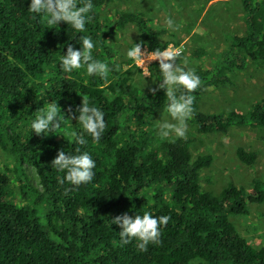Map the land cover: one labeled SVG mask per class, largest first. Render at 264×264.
<instances>
[{
  "label": "trees",
  "instance_id": "16d2710c",
  "mask_svg": "<svg viewBox=\"0 0 264 264\" xmlns=\"http://www.w3.org/2000/svg\"><path fill=\"white\" fill-rule=\"evenodd\" d=\"M110 0H91L83 32L59 22L48 26L43 16L27 10L28 0H0V150L8 151L17 167H31L38 180L33 187L19 169L20 202L10 193V180L0 171V264H264V246L253 248L235 230L230 215L247 213L249 203H264V181L253 180L249 190L229 184L218 196L201 190L198 179L212 161L192 157L190 142L173 139L154 145L146 123L154 108L163 109V90L138 92L115 65L106 46L110 31L100 13ZM83 0H76L77 6ZM241 34L231 37L221 59L209 69L194 70L200 86L191 93L189 119L197 133L226 135L231 128L258 130L264 141V100L244 115L234 111L203 113L199 97L208 88L230 84L229 73L247 63L264 61V0H239ZM114 25L134 26L152 52L164 50L160 36L143 13L118 12ZM94 43L93 58L104 62L105 78L64 73L59 57L67 46L79 48L81 37ZM176 56V62L181 60ZM159 73L158 65H154ZM186 70V69H185ZM109 94L111 100H109ZM80 99L104 113L98 142L85 137L76 145L67 133L80 131L73 110ZM56 102L64 121L47 136L30 133V121L46 103ZM71 116V119L69 117ZM88 152L95 161L89 183H59L63 173L50 165L58 150ZM237 160L252 165L255 152L235 150ZM167 215L158 245L139 251L135 242L119 244L118 227L110 221L127 213Z\"/></svg>",
  "mask_w": 264,
  "mask_h": 264
},
{
  "label": "rangeland",
  "instance_id": "374dc122",
  "mask_svg": "<svg viewBox=\"0 0 264 264\" xmlns=\"http://www.w3.org/2000/svg\"><path fill=\"white\" fill-rule=\"evenodd\" d=\"M118 12L143 13L152 28L163 30L161 42L166 44V49L181 56V60L175 62L186 70L209 69L215 65L227 49L231 37L243 31L239 0H110L100 13V20L110 31L106 46L117 70L125 73L130 87L138 92L157 91L159 79L154 69L157 62L151 61L153 58L149 54L142 65L126 57L132 43H141V51H147L143 35L134 26L118 28L114 25V15ZM165 17H171L178 25L175 31L164 26ZM80 71L85 73L84 68ZM229 78L230 84L203 92L198 101L200 111L205 114L234 111L244 115L252 104L264 100V61L247 63L242 70L229 73ZM162 110L154 108L146 123V130L150 131L156 146L173 140L159 141L156 138V121ZM186 124L185 137L190 142L192 157L207 154L212 158L210 166L200 173L198 183L201 190L218 196L229 184L246 191L253 180L264 181V141L258 130L234 127L226 135H203L195 131L189 120ZM237 147L255 152L256 161L252 165L239 162L235 156ZM17 169L23 172L30 185L38 187L37 176L31 167L23 165L22 169L18 168L12 155L0 150V171L6 173L10 180L13 199L20 202V172ZM229 220L236 232L253 248L264 246V203H249L245 215H230ZM189 264L206 263L193 260Z\"/></svg>",
  "mask_w": 264,
  "mask_h": 264
},
{
  "label": "clouds",
  "instance_id": "9594fccd",
  "mask_svg": "<svg viewBox=\"0 0 264 264\" xmlns=\"http://www.w3.org/2000/svg\"><path fill=\"white\" fill-rule=\"evenodd\" d=\"M93 5L91 0H83L77 6L76 0H28L27 10L34 16H43L48 26H55L59 22L70 26L76 32H83L88 19V13ZM164 26L168 30L175 31L178 27L171 17H165ZM94 43L90 37L80 38L78 49L67 46L63 55L59 57V68L64 73H71L84 68L87 76H99L105 78L109 72L108 66L93 58ZM141 43H132L126 51V57L142 65L148 52L141 51ZM152 60L158 64L159 84L157 90H163L167 104L162 110L160 118L156 121V138L159 141L185 138L187 131L186 121L193 113V96L201 84L200 77L194 70L182 68L176 64V56L168 49H155L151 52ZM187 61H185V64ZM113 71L117 66H113ZM137 79H140L139 77ZM109 94V100H111ZM78 121L80 131L72 130L67 135L73 138L76 145H85L90 137L93 142L100 140L104 130V113L94 106H90L87 99H80L79 105L73 110ZM166 117V118H165ZM71 119V116L69 117ZM64 119L56 102L46 103L36 111L35 117L30 121V133L36 136H47L57 129ZM78 154H68L64 150H58L50 165L63 176L59 183H67L71 186H79L89 183L94 175L95 161L88 152H81L79 147L75 149ZM169 220L167 215L155 217L145 211L142 215L129 216L127 213L116 216L110 223L118 227L119 244L127 245L135 242V247L143 252L148 245L160 243L161 228Z\"/></svg>",
  "mask_w": 264,
  "mask_h": 264
},
{
  "label": "built area",
  "instance_id": "2783aa9c",
  "mask_svg": "<svg viewBox=\"0 0 264 264\" xmlns=\"http://www.w3.org/2000/svg\"><path fill=\"white\" fill-rule=\"evenodd\" d=\"M147 52H148V54H149V56L152 58V56H151V52H149L146 48H144ZM175 52V51H174ZM154 62H156V61H154Z\"/></svg>",
  "mask_w": 264,
  "mask_h": 264
}]
</instances>
